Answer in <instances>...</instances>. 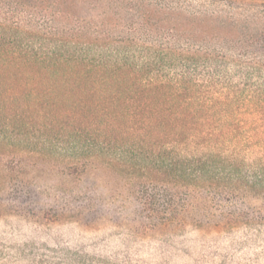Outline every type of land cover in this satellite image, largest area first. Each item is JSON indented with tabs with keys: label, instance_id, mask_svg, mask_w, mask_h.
Returning <instances> with one entry per match:
<instances>
[{
	"label": "trees",
	"instance_id": "obj_1",
	"mask_svg": "<svg viewBox=\"0 0 264 264\" xmlns=\"http://www.w3.org/2000/svg\"><path fill=\"white\" fill-rule=\"evenodd\" d=\"M263 99L264 0H0V192L12 200L34 160L60 156L65 177L126 178L138 234L218 220L258 227L242 240L252 249L264 212L242 205L264 202V158L243 151L238 116L263 113ZM21 207V220L51 221ZM14 246L42 251L32 264H93L14 233L0 264H28ZM170 247L99 264H177Z\"/></svg>",
	"mask_w": 264,
	"mask_h": 264
},
{
	"label": "rangeland",
	"instance_id": "obj_2",
	"mask_svg": "<svg viewBox=\"0 0 264 264\" xmlns=\"http://www.w3.org/2000/svg\"><path fill=\"white\" fill-rule=\"evenodd\" d=\"M238 120L240 128L251 136L243 151L249 158H264V112L241 111ZM33 160L38 170L26 175L22 182L18 179V199L12 200L14 196L9 195V190L0 192V237L14 233L15 243L38 241L47 248L64 244L72 250L88 253L93 264L121 261L133 251L148 252L171 244V259L177 264H200L213 256L221 260L219 264H264L262 234L258 235L259 242L246 241L255 253L242 248V240L258 227H226L214 220L211 225L204 221L200 225L169 224L141 235L138 234L142 221L137 216V204L128 194V180L122 175L101 169L76 179L60 174L65 164L60 156ZM2 182L16 185V181L8 177ZM249 204L264 212V202L244 198L243 208ZM18 205L31 214L44 213L51 221L45 224L30 218L21 220L12 211ZM14 247L28 264L38 263L43 256L42 251L31 246ZM251 253L258 257L254 262L249 260ZM75 260L76 263L81 261Z\"/></svg>",
	"mask_w": 264,
	"mask_h": 264
}]
</instances>
